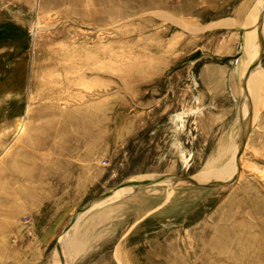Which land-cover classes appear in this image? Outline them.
Segmentation results:
<instances>
[{
    "label": "rangeland",
    "instance_id": "obj_1",
    "mask_svg": "<svg viewBox=\"0 0 264 264\" xmlns=\"http://www.w3.org/2000/svg\"><path fill=\"white\" fill-rule=\"evenodd\" d=\"M263 14L0 0V264H264Z\"/></svg>",
    "mask_w": 264,
    "mask_h": 264
},
{
    "label": "bare ground",
    "instance_id": "obj_2",
    "mask_svg": "<svg viewBox=\"0 0 264 264\" xmlns=\"http://www.w3.org/2000/svg\"><path fill=\"white\" fill-rule=\"evenodd\" d=\"M71 2H72V1H71ZM183 7H184V6H183ZM263 16H264V14H263ZM166 18L169 20V19H170V16H169V18L166 16ZM263 18H264V17H263ZM172 19H173V17H172ZM262 22H263L262 25L264 26V20H263ZM253 27L255 28V25H254ZM254 28H253V29H254ZM251 30H252V29H251ZM256 39H257V38H256ZM33 99H34V98H33ZM31 101H32V100H31ZM24 124H25V123H24ZM23 126H24V125H22L21 129L23 128ZM24 128H25V126H24ZM23 130H24V129H23ZM11 163H12V162H11ZM227 165H228V164H227ZM227 165H226L223 169H225V168L227 169ZM223 169H222V167L220 168V170H223ZM211 175H212V174H211ZM132 186H133V185H132ZM75 245H76V242H72V243H71V246H68L67 248H66V246H63V247H65V249H70V250H72V249L74 248Z\"/></svg>",
    "mask_w": 264,
    "mask_h": 264
},
{
    "label": "water",
    "instance_id": "obj_3",
    "mask_svg": "<svg viewBox=\"0 0 264 264\" xmlns=\"http://www.w3.org/2000/svg\"><path fill=\"white\" fill-rule=\"evenodd\" d=\"M149 182H147V183H141V184H139V183H133V185H135L136 187H139V186H143V185H147Z\"/></svg>",
    "mask_w": 264,
    "mask_h": 264
}]
</instances>
